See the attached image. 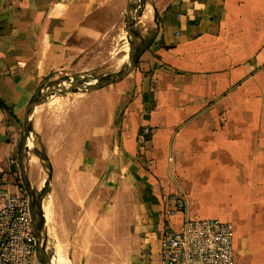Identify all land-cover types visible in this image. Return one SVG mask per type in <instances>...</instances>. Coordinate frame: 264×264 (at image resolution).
I'll return each mask as SVG.
<instances>
[{
    "label": "crops",
    "instance_id": "0c3cea01",
    "mask_svg": "<svg viewBox=\"0 0 264 264\" xmlns=\"http://www.w3.org/2000/svg\"><path fill=\"white\" fill-rule=\"evenodd\" d=\"M126 1L0 0V191L25 190L39 89L124 66ZM136 29L127 76L32 111L49 165L25 171L52 193L46 248L69 264H159L165 231L214 207L235 264H264V0H144Z\"/></svg>",
    "mask_w": 264,
    "mask_h": 264
},
{
    "label": "built area",
    "instance_id": "2783aa9c",
    "mask_svg": "<svg viewBox=\"0 0 264 264\" xmlns=\"http://www.w3.org/2000/svg\"><path fill=\"white\" fill-rule=\"evenodd\" d=\"M0 198V264H35L37 244L26 191L1 190ZM178 203L182 207L183 203ZM233 256L229 221L185 218L178 229L165 231L159 264H235Z\"/></svg>",
    "mask_w": 264,
    "mask_h": 264
},
{
    "label": "water",
    "instance_id": "95a60500",
    "mask_svg": "<svg viewBox=\"0 0 264 264\" xmlns=\"http://www.w3.org/2000/svg\"><path fill=\"white\" fill-rule=\"evenodd\" d=\"M132 0L126 1L125 7V29L129 35V46L127 51V61L124 66L116 73L109 74L103 77H97L94 74H84L79 76H64L56 80L46 82L38 91L37 94L28 103L22 123V136L19 148V160L21 164V179L24 189L29 197V207L34 222V233L36 236L37 252L36 257L40 256V264H55L54 260L47 254L46 240L43 234V216L41 206L37 204L35 190L30 186L25 171V163L27 160L30 147L28 145L31 134L30 117L33 109L46 102L51 95L65 94L77 91H90L102 86L116 83L127 76L135 67L137 61V45L138 34L135 32V26L139 17L141 4L137 10H132ZM39 156L43 154L39 152Z\"/></svg>",
    "mask_w": 264,
    "mask_h": 264
},
{
    "label": "rangeland",
    "instance_id": "374dc122",
    "mask_svg": "<svg viewBox=\"0 0 264 264\" xmlns=\"http://www.w3.org/2000/svg\"><path fill=\"white\" fill-rule=\"evenodd\" d=\"M144 0H132V2H133V8H132V10H137L138 9V7H139V4H141L142 2H143ZM135 32L137 33V29H136V26H135ZM138 34V33H137ZM126 37H127V39H128V41H129V36H128V34H126ZM118 48H119V46H117ZM120 49V48H119ZM123 53V50H121L120 49V51H118V56H120L121 54ZM126 61H127V58H126ZM118 63H119V61H118ZM117 64V62L115 63V64H113L110 68H109V70L107 71V72H102V73H99V74H95V76H97V77H101L102 75H105V74H111V73H114V72H116V71H118V69H120L119 68V65L117 66L116 65ZM114 67H116V68H114ZM122 67V66H121ZM77 92H80V91H77ZM82 92V91H81ZM83 92H85V91H83ZM76 95V96H75ZM75 95H70V94H62V95H57V96H60V97H58V98H60V100L59 101H61V100H69L70 98L71 99H73V100H75L78 96H80V95H78V94H75ZM82 96V95H81ZM35 136H36V134H35V129H34V127H33V131H32V134H31V137H30V140H29V143H28V145H29V147H30V150H29V152H28V156H27V161H28V164H29V166H36V167H39L40 168V170H42L45 174H46V172H47V167H48V165H49V158L48 157H45V156H43V159H45L46 160V163H45V161L44 160H41L40 159V157H39V154H37L38 152L35 150V148H34V145H35V147L36 148H38V150H39V152H43V148L41 147V145H39L38 144V142H37V140H36V138H35ZM35 138V139H34ZM36 140V141H35ZM33 142H34V145H33ZM31 156H32V158H31ZM29 159V160H28ZM46 164H47V166H46ZM49 169V168H48ZM35 172V171H34ZM19 179H20V177H19ZM40 180L41 178H40V176H38L37 175V172H35V178H34V180ZM21 180V179H20ZM19 184H21V182H19ZM33 185L35 186V197H36V201H37V204L39 205V207L41 206V202H42V199H44V201H43V203L44 202H46L47 203V207H49V208H47L46 207V209H47V215H45L44 214V216H45V219H46V226H45V232L48 230V228H49V222H50V219H51V217H52V211H53V201H52V193H51V191H48L46 194H45V191L46 190H43L42 188H40V186H41V183L38 181V182H36V183H33ZM210 189H213V192L216 194L215 196L217 197L218 195H220V190H219V188L218 187H216L215 185H213V186H208ZM206 189L207 188H204V192H206ZM211 192V194L213 193L212 191H210ZM44 194H45V196H44ZM53 198H55V196L53 197ZM209 198V197H208ZM55 201V206H56V199L54 200ZM50 202V203H49ZM177 207L178 208H181L180 206H179V203H178V201H177ZM54 206V207H55ZM182 207H183V205H182ZM212 210H214V207H211L206 213H205V215H203V216H206V217H213V216H210V215H214L215 214V212H213ZM221 213V212H220ZM219 213V214H220ZM51 214V215H50ZM229 215V212H228V214L226 215V217L225 218H227V219H229V217L230 216H228ZM50 216V217H49ZM219 218H221V219H223V216H221V215H217ZM50 218V219H49ZM48 220V221H47ZM51 224L53 225L54 224V221H52L51 222ZM47 227V228H46ZM54 227V226H53ZM52 241V240H51ZM47 254L49 255V257H53L52 258V260H54L55 258H57L58 256L61 258L62 257V259L65 261L66 260V262H64L65 264H69V261L67 260V259H64L63 258V254H60L59 252L55 255V253L54 252H52L51 251V249H48L47 248ZM35 264H40V256H38V258H37V260H36V262H35Z\"/></svg>",
    "mask_w": 264,
    "mask_h": 264
},
{
    "label": "bare ground",
    "instance_id": "6f19581e",
    "mask_svg": "<svg viewBox=\"0 0 264 264\" xmlns=\"http://www.w3.org/2000/svg\"><path fill=\"white\" fill-rule=\"evenodd\" d=\"M147 7H148V6H147ZM150 7H151V6H150ZM147 9H148V8H147ZM144 13H145V12H144ZM150 13H151V12H150ZM142 14H143V13H142ZM145 19H146V18H145ZM123 56H124V54H123ZM123 56H122V58H123ZM125 58H126V57H125ZM118 61H119V63L117 62V64L119 65V68H120V69H118V71H119V70H121V64H122V63H121V61H122L121 58H120ZM122 62H123V61H122ZM125 62H126V61H125ZM117 64H116V65H117ZM118 65H117V66H118ZM114 68H116V67H114ZM118 71H116V72H118ZM116 72H114V73H116ZM111 74H112V73H111ZM106 75H109V74L102 75L101 77L106 76ZM82 92H83V91H82ZM78 95H79V94H78ZM75 96H76V95H75ZM80 96H81V95H80ZM50 97L53 98V95H51ZM50 97H49V98H50ZM56 98H57V97H56ZM54 100H55V99H54ZM54 100H53V101H54ZM56 100H57V99H56ZM58 100H59V99H58ZM58 100H57V101H58ZM53 101H52V102H53ZM56 103H57V102H56ZM58 103H60V102H58ZM58 103H57V104H58ZM64 103H65V102H64ZM57 106H58V105H57ZM53 107H54V106H53ZM53 107H52V108H53ZM58 107H59V106H58ZM37 118H38V117H37ZM31 134H32V128H31ZM31 134H30V137H31ZM31 158H32V156H31ZM28 160H29V159H28ZM42 202H43V201H42ZM49 203H50V202H49ZM42 207H43V212H44V214L47 215V214H48V213H47V209H46V207H47V203L44 202V203L42 204ZM47 208H49V207H47ZM51 213H52V212H51ZM50 215H51V214H50ZM49 217H50V216H49ZM49 219H50V218H49ZM47 221H48V220H47ZM46 228H47V227H46ZM56 253H57V252H56ZM53 257H54V256H53ZM53 257H52V258H53ZM54 261H55V262H54L55 264H65L64 262H66V260L64 261V260L62 259V257L60 258L59 256H58L57 258H55ZM56 261H57V263H56ZM63 261H64V262H63Z\"/></svg>",
    "mask_w": 264,
    "mask_h": 264
}]
</instances>
